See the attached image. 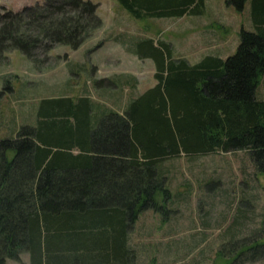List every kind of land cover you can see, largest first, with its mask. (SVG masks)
<instances>
[{
    "label": "trees",
    "instance_id": "trees-1",
    "mask_svg": "<svg viewBox=\"0 0 264 264\" xmlns=\"http://www.w3.org/2000/svg\"><path fill=\"white\" fill-rule=\"evenodd\" d=\"M117 1L137 19L199 14L204 6ZM252 16L254 29H239L226 58L190 63L173 58L163 40H138L134 54L153 61L156 83L122 112L94 107L86 96L43 99L34 125L0 137V264L22 252L30 264H135L128 230L142 211H162L170 199L160 163L172 157L245 150L264 176V100L255 94L264 73V0H252ZM100 25L90 0L2 8L0 64L13 49L33 63L38 50L45 59L56 45L75 50ZM262 217L258 238L253 230L227 250L235 258L263 256Z\"/></svg>",
    "mask_w": 264,
    "mask_h": 264
},
{
    "label": "rangeland",
    "instance_id": "rangeland-1",
    "mask_svg": "<svg viewBox=\"0 0 264 264\" xmlns=\"http://www.w3.org/2000/svg\"><path fill=\"white\" fill-rule=\"evenodd\" d=\"M42 1L0 0V11H17ZM90 1L96 4L101 25L77 49L56 45L46 59L38 50L37 63L18 49L6 53L0 64V88L9 85L13 92L2 98V107L13 106L19 126L35 124L43 99L86 96L94 107L124 109L130 99L156 83L153 61L134 54L141 38L167 42L173 58L190 63L205 54L226 58L239 42L238 23L219 14L218 0H207L200 18L142 19L117 0ZM241 19L247 24L244 16ZM255 94L264 99V73ZM160 167L170 199L162 211H142L128 230L127 245L135 264H264V254L244 261L235 258V251H227L237 239L250 240L253 230H260L257 238L262 234L264 176L256 172L245 150L180 155L162 161ZM8 262L30 264L29 255L22 252L19 261Z\"/></svg>",
    "mask_w": 264,
    "mask_h": 264
},
{
    "label": "crops",
    "instance_id": "crops-1",
    "mask_svg": "<svg viewBox=\"0 0 264 264\" xmlns=\"http://www.w3.org/2000/svg\"><path fill=\"white\" fill-rule=\"evenodd\" d=\"M220 3V6L217 8L219 11V14L224 16L226 15L227 17L230 16L229 18L232 19L233 22L238 23L239 29L242 27L246 30H253L254 29V23H253V16H252V0H241L238 5L235 4L234 2L230 0H218ZM207 0H204V6L199 14H185L189 15V17H195V18H200L204 12H205V5H206ZM183 15V16H185ZM241 16H244V21L247 24H243V20L241 19ZM182 17V16H180ZM207 55V54H205ZM214 55V54H211ZM204 55H202L198 60H200ZM219 56V55H216ZM221 57V56H219ZM222 58V57H221ZM197 60V61H198ZM195 61V62H197ZM193 62V63H195ZM0 91L1 88H0ZM13 88L12 90L8 91L7 93L3 92L0 94V137L4 138L7 136H15L16 131L18 130V123L15 121L18 118V114L14 113L13 106L9 103L8 106L5 108L4 106L2 107V98L5 97V95H12ZM257 97V95H256ZM259 98V97H257ZM264 100L263 98H259ZM126 107V104L124 108ZM123 108L121 110H117L122 112ZM6 111L8 114H6ZM7 116V117H6Z\"/></svg>",
    "mask_w": 264,
    "mask_h": 264
}]
</instances>
